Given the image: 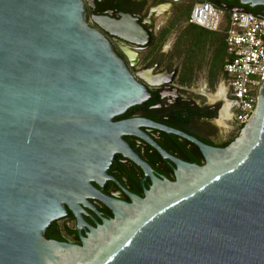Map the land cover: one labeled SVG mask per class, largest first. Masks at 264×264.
Wrapping results in <instances>:
<instances>
[{
  "label": "water",
  "instance_id": "95a60500",
  "mask_svg": "<svg viewBox=\"0 0 264 264\" xmlns=\"http://www.w3.org/2000/svg\"><path fill=\"white\" fill-rule=\"evenodd\" d=\"M149 96L83 0H0V264H264V83L229 146L198 143L207 164L184 168L196 176L184 193L100 246L98 231L82 246L46 239L68 208L80 220L88 198L118 214L92 182L107 178L132 123L114 118Z\"/></svg>",
  "mask_w": 264,
  "mask_h": 264
},
{
  "label": "flooded vegetation",
  "instance_id": "af4514ba",
  "mask_svg": "<svg viewBox=\"0 0 264 264\" xmlns=\"http://www.w3.org/2000/svg\"><path fill=\"white\" fill-rule=\"evenodd\" d=\"M201 1L83 0L90 27L110 42L150 96L114 118L132 123L121 134L107 178L92 182L118 214L99 198H88V206L79 205L81 219L68 208V216L46 231L47 240L82 246L98 231L97 243L104 244L128 222L195 183L196 176L184 168L206 166L198 143L226 148L236 139L233 130L242 127L234 122L237 101L225 72L224 36L189 24Z\"/></svg>",
  "mask_w": 264,
  "mask_h": 264
},
{
  "label": "built area",
  "instance_id": "2783aa9c",
  "mask_svg": "<svg viewBox=\"0 0 264 264\" xmlns=\"http://www.w3.org/2000/svg\"><path fill=\"white\" fill-rule=\"evenodd\" d=\"M206 4L200 18H196L197 9H203L205 2L194 6L189 24L224 36L227 49L225 72L237 101L234 122L243 127L254 115L257 92L264 83V17Z\"/></svg>",
  "mask_w": 264,
  "mask_h": 264
},
{
  "label": "trees",
  "instance_id": "16d2710c",
  "mask_svg": "<svg viewBox=\"0 0 264 264\" xmlns=\"http://www.w3.org/2000/svg\"><path fill=\"white\" fill-rule=\"evenodd\" d=\"M220 1V3H218L217 1H213V4H215L216 6H218V7H221V8H224L223 6H222V4H221V2H224V3H227V4H229V5H231L232 7H240V8H245V9H247L250 13H252V14H254V15H257V16H263L264 17V7H262V6H259V7H255V8H251L250 6H243V5H241V3H240V1L239 0H234V1H229V0H219ZM224 9H226V8H224ZM231 9H233V8H231ZM227 11H232V10H228V9H226ZM194 28L196 29V30H199V31H204V32H207V31H205V30H203V29H200V28H198V27H195L194 26ZM208 33H210V32H208ZM223 41H224V39H223ZM224 43H225V41H224ZM244 127V126H243ZM242 127V128H243ZM242 128H239V129H241L242 130ZM238 129V131H240Z\"/></svg>",
  "mask_w": 264,
  "mask_h": 264
},
{
  "label": "rangeland",
  "instance_id": "374dc122",
  "mask_svg": "<svg viewBox=\"0 0 264 264\" xmlns=\"http://www.w3.org/2000/svg\"><path fill=\"white\" fill-rule=\"evenodd\" d=\"M221 90V88H220ZM220 92V91H219ZM226 126V125H225ZM226 128H223V130H225ZM234 131V134H235V137L237 138L240 134V132L238 131V129L235 127V129L233 130Z\"/></svg>",
  "mask_w": 264,
  "mask_h": 264
},
{
  "label": "bare ground",
  "instance_id": "6f19581e",
  "mask_svg": "<svg viewBox=\"0 0 264 264\" xmlns=\"http://www.w3.org/2000/svg\"><path fill=\"white\" fill-rule=\"evenodd\" d=\"M221 93H222V90L219 92V94H221ZM219 94H218V95H219ZM223 114H224V113H223ZM224 116H225V115H224ZM224 119H225V118H224Z\"/></svg>",
  "mask_w": 264,
  "mask_h": 264
}]
</instances>
